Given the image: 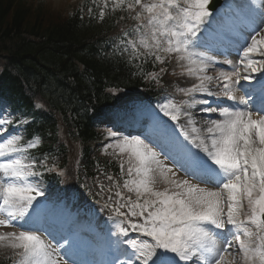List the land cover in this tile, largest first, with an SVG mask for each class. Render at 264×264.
<instances>
[{
	"label": "snow or ice",
	"instance_id": "6c2138e0",
	"mask_svg": "<svg viewBox=\"0 0 264 264\" xmlns=\"http://www.w3.org/2000/svg\"><path fill=\"white\" fill-rule=\"evenodd\" d=\"M102 3L101 21L109 0ZM210 3L111 0L112 12L136 22L120 44L144 79L159 82L175 60L197 82L178 89L188 99L159 106L174 126L154 118L141 135L107 130L103 151L118 157L123 182L97 164L95 195L116 229L106 261L81 259L90 241L71 229L57 238L45 226L43 176L64 173L32 154L42 139L34 133L24 140L19 129L28 120L13 121L10 112L0 118V246L12 250V264H264V6L240 4L227 24L213 28ZM149 59L161 67L145 73ZM195 109L209 117L206 128L197 126ZM7 111L0 105V115ZM129 118L137 110L106 115L113 126ZM8 228L20 230H2Z\"/></svg>",
	"mask_w": 264,
	"mask_h": 264
},
{
	"label": "trees",
	"instance_id": "16d2710c",
	"mask_svg": "<svg viewBox=\"0 0 264 264\" xmlns=\"http://www.w3.org/2000/svg\"><path fill=\"white\" fill-rule=\"evenodd\" d=\"M102 7V0H77L62 10L43 0L37 5L0 0V102L19 114V120L29 121L24 140L34 133L42 139L32 154L37 159L47 156L49 166L55 163L63 171L43 176L55 194L65 191L68 174L92 189L89 180L97 164L102 172L116 169L93 149L102 138L97 116L122 102L155 95L154 85L122 52L119 24H126L128 16L121 10L112 12L109 0L101 21ZM159 67L149 59L144 71ZM80 196L92 204L101 200L93 193Z\"/></svg>",
	"mask_w": 264,
	"mask_h": 264
},
{
	"label": "rangeland",
	"instance_id": "374dc122",
	"mask_svg": "<svg viewBox=\"0 0 264 264\" xmlns=\"http://www.w3.org/2000/svg\"><path fill=\"white\" fill-rule=\"evenodd\" d=\"M50 3L53 4V6L55 8H58V7H61L62 5H64L66 3L67 0H48ZM259 1V0H256V2ZM30 4L32 5H37L39 4L40 0H29ZM259 11V10H258ZM219 14V12H218ZM135 26V25H134ZM170 73L166 74L165 75V78H166V81H167V84L169 85L170 87V90L171 92H173V95H174V98H177V96L179 97L180 95H182L178 89L179 88H185V87H191L192 86V81L188 80V79H185L182 80L180 78L177 77V73H179L180 71L184 73V76L187 77V75H185V69L182 68L177 62L170 68ZM164 78V79H165ZM171 80V81H170ZM178 88V89H177ZM197 126L199 127V124L197 123ZM166 185L163 183L162 179L158 178V182L156 184V187L157 188H164ZM49 226L50 227H54L55 226L51 223H49ZM2 230H5V231H11V230H16V231H19L20 229L19 228H8V229H2ZM51 231V230H50ZM45 236L46 238V235L45 234H42ZM108 244V243H106ZM105 244V245H106ZM2 246H0L1 248ZM95 248L97 249L98 252H102L101 251V247L100 246H95ZM229 259H231V257H229Z\"/></svg>",
	"mask_w": 264,
	"mask_h": 264
},
{
	"label": "bare ground",
	"instance_id": "6f19581e",
	"mask_svg": "<svg viewBox=\"0 0 264 264\" xmlns=\"http://www.w3.org/2000/svg\"><path fill=\"white\" fill-rule=\"evenodd\" d=\"M210 71L211 70H209V73H210ZM211 75L215 76V74H211ZM190 80H193L195 83L197 82L194 77H191ZM210 87H212L213 90H215V91H218L219 90V89L216 88V82L215 81L212 82V84L210 85Z\"/></svg>",
	"mask_w": 264,
	"mask_h": 264
}]
</instances>
